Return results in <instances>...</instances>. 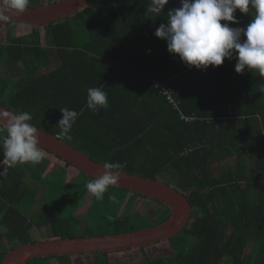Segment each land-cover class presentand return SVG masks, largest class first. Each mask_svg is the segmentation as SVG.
<instances>
[{
	"label": "trees",
	"instance_id": "trees-1",
	"mask_svg": "<svg viewBox=\"0 0 264 264\" xmlns=\"http://www.w3.org/2000/svg\"><path fill=\"white\" fill-rule=\"evenodd\" d=\"M58 1L29 4V8ZM149 2L95 0L65 20L42 27L46 34L45 48L41 46V29L34 27V45H37V50L40 48L39 53L62 62L50 76L36 78L34 75L32 67H38L33 62L34 55L36 58L41 56L26 48L32 39L29 42L23 38L13 40L8 49H0V57L7 51L10 55L18 52L16 60L27 64L31 73L23 78V86L13 89L14 95L7 102L0 101V104L11 112H29L33 117L32 125L58 136L60 128L57 123L62 118L60 108L79 109L74 107L69 97L67 86H74L71 78L76 74L78 79L79 69L96 73L99 79L102 74H108L113 82L111 89L114 87L115 92L111 103H120H110L107 114L136 127L135 134L129 136L127 142L132 147L137 146L139 153L132 151L127 156L129 158H124L127 164L124 171L134 173L133 166L140 163L146 168L142 173H151L150 179L171 173L182 184L176 189L188 196L193 208L192 222L170 240L173 253L165 256V252H159L153 258L145 256L141 264H264V92H261L264 80L247 69L242 74L236 73L235 58L225 59L221 66H209L207 70L186 66L178 55L168 52L165 40L154 35L160 24L167 23V13L181 6L180 0H169L160 14L146 13ZM234 16L238 23L228 22L230 27H246L250 23L251 17L239 10ZM7 21L9 25L19 27L15 22ZM81 79L91 81L89 76ZM154 79L162 82L159 89L171 91L173 95L163 96L154 88ZM100 84L99 80L96 88H100ZM80 102L83 107L86 98H81ZM104 117L105 114L100 113L95 119ZM217 118L219 121L215 120ZM44 121L48 126L52 124L51 132L41 127ZM92 124L85 115L77 118L69 133L71 139L74 140L82 131L89 137L90 132L94 133ZM55 128L57 130L53 132ZM207 141L210 149L201 147L193 151L194 145H204ZM188 146L189 151L185 153ZM233 157L234 167L215 170V163H226ZM55 158L66 168L77 171L67 162ZM109 162L116 163L113 160ZM64 174H59L56 181L52 178L53 171L49 173L51 189H61L63 183L66 184ZM79 174L73 183L79 184L80 177L92 180ZM6 182V185H0V204L10 205L7 215H4L8 216L9 228L1 221L6 230L0 232H10L8 240L11 243L14 238L19 239V245L31 243L34 222H29L30 218L19 205L28 204L24 202L26 196L28 201L32 199L33 204L44 201V198L38 199L35 188L26 186L21 191L20 183L11 178ZM86 192L84 187L73 206V213ZM121 194L123 200L119 198ZM104 196L98 213L104 212L103 208L111 203L115 215H109L111 219L108 220L101 219L106 220L107 228L112 231H103L100 236L150 229L171 217L170 209L154 200L159 206L154 217L133 212L135 200L142 196L127 190L112 186ZM123 205L125 211L119 213ZM161 212L164 213L159 217ZM135 218L142 224H137ZM71 226V221L60 228L53 223V234L58 239L73 238L68 231ZM13 249L0 251V264ZM109 255L94 254L95 264H111L106 260ZM52 260L58 264H73L70 256L41 258L29 264H50Z\"/></svg>",
	"mask_w": 264,
	"mask_h": 264
},
{
	"label": "clouds",
	"instance_id": "clouds-1",
	"mask_svg": "<svg viewBox=\"0 0 264 264\" xmlns=\"http://www.w3.org/2000/svg\"><path fill=\"white\" fill-rule=\"evenodd\" d=\"M168 2L150 0L146 13L160 14ZM29 4L30 0H0V20L23 14ZM180 4L179 8L167 13V23L160 24L154 33L167 42L170 54L178 55L186 66L201 70L221 66L225 59L235 58L236 73L242 74L247 69L264 80V0H180ZM237 10L251 17L246 27L229 26L228 22L238 23L234 16ZM157 86L162 88V82H157ZM85 106L93 112L107 108V93L102 88H88ZM60 111L59 135L70 139L72 125L80 113L66 107ZM32 119L27 111L0 110V134H3L0 135V152L3 154L0 177L6 176L8 169L17 164L35 165L44 159L38 129L30 123ZM215 120L219 121L218 118ZM102 168L103 174L85 185L88 193L97 200L104 198L109 187L118 184L126 162L105 161ZM0 230L6 228L0 225ZM170 240L164 243H170Z\"/></svg>",
	"mask_w": 264,
	"mask_h": 264
},
{
	"label": "crops",
	"instance_id": "crops-1",
	"mask_svg": "<svg viewBox=\"0 0 264 264\" xmlns=\"http://www.w3.org/2000/svg\"><path fill=\"white\" fill-rule=\"evenodd\" d=\"M8 25H9V22L7 20L1 21L0 22V29H3L4 27H7ZM42 27H44V26H42ZM42 27H38V28L41 29V31H39V35L42 39L41 46L43 48H45L47 46V41H46V34L44 32V28H42ZM6 31H7V33L4 31L5 35L0 39V49L1 50L8 49L10 46H12V42L16 38L17 39L23 38L24 40L27 39L29 42L30 38L35 33L34 28L31 26H28V25H19V27L16 26V30H14V31L12 29H10L8 26ZM23 44H25V43H23ZM34 44H35L34 39H32L29 42V44H27L28 46H26V48L27 49H29V48L33 49L34 53L38 56H41V57L36 58V56L34 54H32V55H34L33 62L37 63L38 67L37 68L32 67L31 65H33V64H31L30 67L34 68L33 72H34V75L36 78H40V77H42V75L47 76V74L50 76L51 71L59 68L62 65V62L59 61L57 58H52L51 55H49V57L47 58L45 54L39 53L38 50L40 48L37 50L36 49L37 45L35 46ZM11 53H12V55H10V52L7 51L6 54H4L2 57H0V101H2V102H7L10 99V97H12L15 93L14 91H12L10 94L7 95L6 91L8 90L10 85H8V83L6 82V79L8 77L6 75H11V77H13V79L15 81H14V85H11V87L16 90V89L20 88L21 86H23V84H24L22 82L23 78L26 77L27 74H29V72L31 73V70L29 68H27V64H25L21 60L20 61L16 60V58L19 55L18 52H11ZM31 58H32V56H31ZM45 63H48V64L45 65ZM1 66H3V67H1ZM4 73H5V78H3V76H1V74H4ZM75 76H76V74L71 78L74 80L73 88H69L67 86V89L69 90V97L72 98V102H73L74 107H79V109L77 110V112L80 113L78 118L85 115L87 120H90V121L92 120V123H93L92 128L94 129V133L90 132V136L87 137L86 134L82 131V132L77 134V137L74 140H72L71 138L69 139L68 137H66L65 139L62 138V140H64L69 145L74 146V148H76L77 150L86 154L92 160H94L96 162L98 161L100 163H104L105 161L109 162L110 160H113L114 162L122 163V162H124L123 161L124 158H129L127 156H130L132 151H135L136 154H138L139 153L138 147L137 146L132 147V144L130 142H127V138L129 136L135 134V132H136L135 128L136 127L130 126L126 122L123 123L120 119H113L110 113L107 114V112H108L107 108L110 106L109 104L111 103V99L115 93L114 87L111 89V83L113 84V82L110 81L111 80L110 76L108 74L107 75L102 74L101 78L99 79L98 78L99 75H97L96 73H88L83 69L78 70V79H76ZM82 76H89L91 81H89V80L86 82L82 81V79H81ZM99 80L101 81V84L99 87L102 88V90L107 93L108 107L107 108H101L98 112H93V111L88 110L86 108V106H85L86 104H84L83 107H81V104L83 101L80 102V99L81 98H87V89L90 87L96 88ZM157 82H160V81L158 79H154L153 80V86H154V88L158 89L163 96L168 95L167 97H169V96L173 95V93L171 91L159 89L157 86ZM11 83H13V81ZM117 100L120 101V98H118ZM115 103H120V102H113L111 104H115ZM82 109H83V111L81 112ZM176 110H179V108L176 107ZM100 113H104L105 117L107 114L106 119L104 117L102 120H96L95 117L97 115H99ZM142 119H143V117H142ZM115 120H116V122H115ZM137 124H139V121L137 122ZM80 129H83V127ZM58 136H60V135H58ZM72 144H74V145H72ZM188 149H189V146L185 150V153H187L189 151ZM45 161H47L46 158H44L39 164H35V165H33L31 163L17 164L16 166L9 168L7 175L4 177H0V185L1 186L6 185L7 184L6 181L8 180V178H11V179L15 180V183L18 182L21 184V188H20L21 191H23L26 186L35 188L39 194L38 199L43 197L44 203L39 204L40 206L37 207V209H36L35 204H33L32 199L30 202V201H28L29 199L26 196L24 202H27L28 204H20L19 206L22 210L25 211L24 213H27L26 209H28L29 210L28 212L34 211L35 215L38 216V213H39V214H41V216L43 218L50 220V219H52V216L46 215V212H39V208H41V211H42L45 207L48 206V209L54 208V210H58V208L56 207V206H58L57 204H63L64 209L67 208L66 204H72L71 208H73L75 203H77V200L75 197L76 193L68 194L66 192V190H64V188L66 186L65 182L63 183L61 189H60V187H57L56 190H53L50 188V186H52L51 182H48L45 185V182L42 183V181H40L41 178L42 177H45V178L48 177L49 179L47 181H49L51 178L48 175L52 171H53V177L52 178H54V180H56V181H57V176L59 174H62V173H65L63 178H66V179L68 177V174H71L74 177L73 180L78 178V176L80 174L77 173L76 175H73L72 171L74 169L66 168L65 164H60L59 162H56L55 160H54L53 164L50 166L43 165V163H45ZM126 166H127V164H126ZM143 170H146V168H144L140 163H138V165L133 166L134 173L127 172V171H123V172L132 173V174H136L139 176H145L146 174L151 175V173H142ZM8 184L12 185V183H8ZM86 193H87V195L89 194L88 191ZM27 195L29 196V194H27ZM91 200H93V199H91ZM40 202H43V201H40ZM85 202H86V198L84 199V203H79L77 205L76 210L81 207L80 204L85 205ZM44 204H48V205H44ZM9 209H10V205L6 204L5 206H3L2 204H0V219L2 216V221L4 224H7V226H8L7 228H9V224L7 222L8 216H4V215H7ZM76 210H75V212H76ZM51 214L53 215V217L55 219L53 221L55 223H57L60 217L58 215L55 216V213H51ZM12 218H14V217H12ZM12 218H11V220H12ZM9 234H10V232H8V231L5 233L0 232V236H1V238H0V251L5 252V250H7L8 246L4 245L3 242L5 240H8ZM30 238H31V233H30ZM3 246H5L6 248H4Z\"/></svg>",
	"mask_w": 264,
	"mask_h": 264
},
{
	"label": "water",
	"instance_id": "water-1",
	"mask_svg": "<svg viewBox=\"0 0 264 264\" xmlns=\"http://www.w3.org/2000/svg\"><path fill=\"white\" fill-rule=\"evenodd\" d=\"M94 2L95 0H60L51 5L28 8L23 14L13 16L9 21L31 27L50 26L54 22L65 20ZM0 110L8 111L3 105H0ZM38 132L41 150L67 162L76 168L78 173L91 179L98 178L103 174V164L92 160L56 135H50L40 129ZM114 187L165 205L170 209L171 217L163 224L133 233L101 237L62 238L21 245L8 252L2 264H29L41 258L51 259L89 254L105 255L129 250H144L169 241L186 229L192 221L193 208L188 196L172 185L123 172L118 184Z\"/></svg>",
	"mask_w": 264,
	"mask_h": 264
},
{
	"label": "rangeland",
	"instance_id": "rangeland-1",
	"mask_svg": "<svg viewBox=\"0 0 264 264\" xmlns=\"http://www.w3.org/2000/svg\"><path fill=\"white\" fill-rule=\"evenodd\" d=\"M48 1H51V0H30V4L40 5L42 3H47ZM1 21H4V20H0V22ZM8 26L13 31L16 30L15 25H13V26L8 25ZM8 26L4 27L3 29H0V39L5 35V32L7 33L6 30H7ZM31 39H34V37L32 36L30 38V40ZM1 67H3V66H1ZM1 76H3V78H5V73L1 74ZM6 76H8L6 79V82L8 83V85H10L8 90L6 91V93L8 95L14 89L11 87V85H14L15 80L13 79V77H11V75H6ZM12 81H13V83H11ZM51 126H52V124H50L48 126L46 121H44L43 125H41V127H43L45 130L50 131V132L52 131ZM56 130H57V128H55L53 130V132H55ZM57 137L62 139V137H60V136H57ZM63 138L65 139L66 137H63ZM201 147H205L204 149H210L211 145L208 141L204 145L196 144L193 146V151L196 148H201ZM43 152L45 153L44 158L47 159V161H45V163H43V165L50 166L53 164L54 160L56 162H59L60 164H63L62 162L56 160V158L53 157L52 155L48 154L45 151H43ZM252 163H253V161L250 162V164H252ZM234 165H235V158L234 157L226 163L220 162V163L214 164L216 171L227 168L229 166L234 167ZM72 172H73V175H76L78 173L76 170H73ZM124 173H126V172H124ZM128 174L139 176V175L132 174V173H128ZM161 176H158L154 179L149 178L150 174H148V177H145V176H139V177H142L144 179L153 180V181H161V182L166 183L168 185H172L173 187H175L177 189H179L182 185L179 183V180L176 179L175 177H172V174L169 172L161 174ZM72 177L73 176L71 174H68V177L66 179L67 182L65 184L66 186H65L64 190H66V192L68 194L76 193L75 197H76V200H78L81 190L85 187L86 183L89 182V180H85L84 178L80 177V179L82 181L80 179L79 180L82 183L80 181H78L79 184H75L73 182L76 179L73 180L74 177L73 178ZM48 179H49L48 177H46V178L42 177L40 181H42V183L45 182V185H46L48 183V181H47ZM72 183L75 185H72ZM127 196H129V195H127ZM85 198H86L85 205L80 204L81 207L79 206L80 208L77 209L75 213H73V211H72L73 210V208H71L72 204H66L67 208H65V209L63 208L64 207L63 204H57L58 206H56V207L58 208V210H54V208L48 209V206L45 207L42 211H41V208H39V212H46V215L52 216V219H50V220L43 218L41 216V214H39V213H38V216L35 215L34 211L28 212L29 210L26 209V212L28 214V215L27 214L26 215H27V217L30 218V219H28L29 222L30 221L34 222V225L31 228V240L33 242L27 243V244L40 243V242H45V241H54V240L58 239L55 236V234H53V223L55 224V222L53 220H55V219L51 213H55V216L58 215L60 217L58 222L56 223L58 228H60L61 225H63L65 222L68 223L71 221L72 226L68 227L69 228L68 231L73 237H101L100 236L101 232L112 231V230L107 228V224H105L106 220L102 221L101 219H107L108 220L109 215L114 216L115 215V213L113 211L115 209L114 206H111V203H110V205H108V207L103 208V210H105L104 212L98 213V211L100 209V205L103 203L105 196L102 200H97L90 193L88 195L86 193L84 199ZM119 198H120V200H123L124 196H122V194H121V196H119ZM84 199L81 203H84ZM91 199H93V200H91ZM135 201H136V204H134L133 212H139L145 216H153V217H154L155 213L158 212V209H159V206H157L158 204L156 202H153L150 199H147L144 197L143 198L139 197ZM125 202H124V205H125ZM43 203H44V201L43 202H37L35 204V208L37 209V207L40 206L39 204H43ZM44 205H48V204H44ZM124 205L119 208L122 210L119 213H122L125 211ZM23 212H25V211L23 210ZM163 213L164 212H161L159 214V217H161L163 215ZM102 215H106V216L104 218H102ZM74 217L77 220H74L75 219ZM135 220H136L135 222L137 224H142V222H140L138 218L137 219L135 218ZM192 220H193V217H192ZM1 221H2V216L0 219V225H2ZM40 225L42 226L41 228H40ZM66 225L67 224H65L64 227H67ZM3 243H4V245H7L8 247H10L9 249H11L12 247L16 248L18 246H21V245H19V239H17V238H14V240L12 241L13 244L11 242H9V240H5ZM27 244H22V245H27ZM9 249H7V250H9ZM159 252H165V256H168L167 254H172L173 252H172V248H171L170 243H163V244H158V245L149 247L146 249L145 252H143L141 250L140 251L139 250H131V251L129 250V251H123V252H118V253H111L108 257H106L107 258L106 260H109V263H111V264H141L142 261H144L143 258L145 256L153 258ZM105 255H107V254H105ZM72 260H73V264H95L93 255H90V254L89 255H82V256H74V257H72ZM33 264H36V263H33ZM50 264H58V262L56 260H52L50 262Z\"/></svg>",
	"mask_w": 264,
	"mask_h": 264
}]
</instances>
